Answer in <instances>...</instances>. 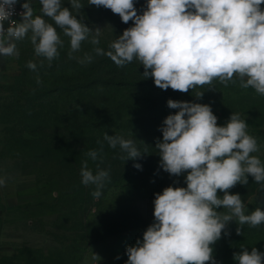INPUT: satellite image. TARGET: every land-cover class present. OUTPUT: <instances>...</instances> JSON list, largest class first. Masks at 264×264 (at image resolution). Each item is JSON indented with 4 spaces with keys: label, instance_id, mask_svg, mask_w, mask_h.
<instances>
[{
    "label": "clouds",
    "instance_id": "obj_1",
    "mask_svg": "<svg viewBox=\"0 0 264 264\" xmlns=\"http://www.w3.org/2000/svg\"><path fill=\"white\" fill-rule=\"evenodd\" d=\"M18 2L0 0V56H19L17 42L30 38L36 55L51 62L65 44L62 32L69 38L70 57L83 42L93 45L91 52L75 57L79 63L107 56L123 67L136 60L144 78H154L162 90L192 89L202 97L205 90L198 87L238 79L242 88L264 96V0H146L142 12L136 0H88L87 5L119 14L124 23L133 21L107 50L100 46L102 30L90 28L79 15L85 6L81 0H69L70 7L64 0H39L40 15H34L32 0H24L20 21L12 19ZM27 66L37 68L33 61ZM168 106L179 110L165 118L155 148L164 171L186 173V186L169 185L155 193L154 222L126 248L125 264H218L214 244L230 235L224 230L231 221L239 225L237 234L245 224H264V208L246 214L241 194L229 191L237 183L248 184L249 175L264 189V162L254 155L260 146L237 112L221 125L210 104L169 99ZM104 140L119 147L126 161L147 153L121 135L105 132ZM102 151L93 149L87 156L95 161ZM133 166L142 170L139 162ZM80 175L83 185L95 186L94 198L101 197L111 179L107 169L94 174L88 160L82 161ZM5 183L0 176V186ZM233 258L237 264H264V251L243 248Z\"/></svg>",
    "mask_w": 264,
    "mask_h": 264
},
{
    "label": "rangeland",
    "instance_id": "obj_2",
    "mask_svg": "<svg viewBox=\"0 0 264 264\" xmlns=\"http://www.w3.org/2000/svg\"><path fill=\"white\" fill-rule=\"evenodd\" d=\"M20 1L21 3L24 2V0ZM64 5L68 6L69 2L64 0ZM32 6L34 15H40L42 5L39 0H32ZM146 6V0H136V7L139 11L142 12ZM79 15L83 16L84 22L90 28L102 30L100 39L102 43L107 45L116 40L126 28L133 24V21L122 22L119 14H115L103 6L92 5L88 12H80ZM78 18L80 17L78 16ZM46 19L52 22L50 18L46 17ZM61 35L62 38L69 41V38L63 36L62 32ZM17 47L19 56H4L0 59V171L10 183L15 185L22 210L7 225L0 254V264H125L128 256H118L125 255L126 248L135 244L139 238H133V236L138 231L121 232V230L126 229L123 223L119 234L109 236L101 242L90 243L87 238L84 240L78 238L77 233H81V231L76 229L85 228L87 222H91L93 217L95 219V217L105 215L107 211L121 203H124L131 211H139L151 218L150 224H152L155 219V197L142 200L134 199L127 189L129 186L127 184V187L125 185L123 189L110 190L98 204L91 207L86 206L84 216L72 217L68 222L60 219V216L64 215L61 209L65 205L64 200L71 198L69 200L80 201L81 196L71 191L75 187H71L72 180L62 173L61 167L57 163L58 160L54 159L49 162L37 147L26 144L28 135L25 131L15 134L23 128L21 125H16L18 111L13 93L14 88L19 86L21 81L22 66L19 58L33 53L38 61L45 59L36 55L30 38L18 41ZM92 48L93 45L89 42H83L82 49ZM124 68L127 72H133L144 77V67L136 60L126 64ZM35 83V81L33 83L26 82L24 88L26 90L31 89ZM213 84L214 87L212 88H208V85L197 88V91L205 90L202 97H196L192 89H189L188 92H179L184 100L210 104L218 117V124H225L233 112L239 113L241 118L248 123V133L257 138L260 146L259 152L254 153V155L259 156L264 162V96L256 93L251 87L242 88L238 79L236 83H229L228 85L219 81H214ZM132 94L135 92L130 87H127L123 92L125 98H129ZM62 97L57 94L52 95V102H55L56 111L48 112L49 115H56L57 108L63 105ZM166 105H168V101L166 104L160 105L159 110L161 112L158 111L157 113L152 108H149V112L144 110L137 112L135 109L125 111V127L122 130L117 129V131L121 132L122 136L133 139L141 151H148L135 160H127L125 166H132L136 162L141 165L145 164L150 160L149 152L152 153L153 158H161L156 152V144L150 149L145 144L146 140L141 136L145 134L146 138H149L150 129L149 125H146L145 128L142 127L141 117L150 114V118L154 119L155 122L149 123L152 126H157L159 120L156 118L158 116L161 117L160 121L164 122L169 115L162 109ZM13 125L16 126V132L15 129L11 131ZM9 129L10 131H8ZM166 173L173 180L170 185L186 186L184 179L186 173L181 176ZM124 180L127 183L129 177H124ZM229 191L241 194L246 206V214L254 211L257 207L264 208V203H262L264 202V189L255 182L251 175H249L248 184L237 183ZM67 192L71 194L61 198L63 193ZM219 194L222 196L223 192H219ZM220 210L227 211L222 206ZM237 227H239L238 223L235 220L231 221L224 230L230 235L223 234L221 239L217 241L216 253L217 256L221 254V258L216 259L218 264H237L233 258L234 253L241 252L243 248H248L251 251L252 247H256L260 251H264V224L256 227L245 224L242 226V234H237ZM130 230H143L144 232L146 228L136 227ZM206 264H210V262H206Z\"/></svg>",
    "mask_w": 264,
    "mask_h": 264
},
{
    "label": "trees",
    "instance_id": "obj_3",
    "mask_svg": "<svg viewBox=\"0 0 264 264\" xmlns=\"http://www.w3.org/2000/svg\"><path fill=\"white\" fill-rule=\"evenodd\" d=\"M81 2L85 5L81 12H88L92 5H87L88 0ZM63 39L65 44L60 49V55L51 62L46 58L44 61H38L33 53L19 58L22 66L21 81L19 86L14 88L13 93L18 111V120L15 124L23 128L17 131L14 124L11 131L15 129V132L17 131L15 134L25 131L28 135L25 143L37 147L49 162L58 160L62 173L72 180L70 185L75 189L71 191L81 197L80 201L69 200L71 198L64 200L65 205L61 208L64 215L60 216V219L68 222L72 217L84 216L86 206L98 204L112 189H123L129 184L127 189L130 195L134 199L142 200L155 197V193L162 192L172 183L173 180L160 166L161 158H153L151 152L148 154L150 160L142 165V170L135 168L134 164L125 166L127 162L123 158L125 154L119 147L111 148L104 140V133L121 135L117 129L122 130L125 127L124 113L127 109L149 112V108H152L157 113L161 112L160 105L166 104L169 98L184 99L179 90L171 88L162 90L155 85L154 78H144L138 76L139 74L127 72L125 66H117L107 56H96L91 63L81 64L75 57L91 52L92 49L81 48L70 57L69 41ZM100 46L108 49V45L102 42ZM29 61L37 64L35 70L27 66ZM29 81L36 83L33 88L26 90L24 85ZM127 87L135 92L129 98L123 95ZM55 94L63 96V105L58 107L56 115L52 116L48 112L56 111L55 102H52V95ZM163 107V112L168 114L179 110L172 109L168 105ZM156 119L159 120L157 126H152L149 122L155 120L150 118V114L141 117L142 127L150 126L149 138H146L145 134L141 135L150 149L157 143V139H162L163 122L160 121V116ZM124 137L128 138V136ZM101 148L103 151L100 152L97 160L93 161L87 156L90 150ZM84 160H88V166L94 174L98 169L110 170L111 179L106 183L99 198H94L92 195L95 190L94 185L85 186L81 183L80 171ZM126 176L129 177L127 183L124 182ZM69 194L71 193H63L61 198ZM150 220L148 216L139 211L133 212L121 203L107 211L105 215L95 219L93 217L85 228L77 227L76 230L81 231L77 236L82 240L89 239L90 243L101 242L109 236L119 234L120 227L124 223L126 229L121 232L138 231L133 238L142 239L143 230L130 229L147 228L151 225ZM216 244L217 242L214 244L213 255L216 259H220L221 254L217 256L216 253ZM122 256L127 254L118 257Z\"/></svg>",
    "mask_w": 264,
    "mask_h": 264
},
{
    "label": "crops",
    "instance_id": "obj_4",
    "mask_svg": "<svg viewBox=\"0 0 264 264\" xmlns=\"http://www.w3.org/2000/svg\"><path fill=\"white\" fill-rule=\"evenodd\" d=\"M3 57L0 56V59ZM0 176H4L1 171ZM21 210L20 197L15 185L6 178L5 185L0 186V254L6 236L7 225L15 219V215Z\"/></svg>",
    "mask_w": 264,
    "mask_h": 264
},
{
    "label": "built area",
    "instance_id": "obj_5",
    "mask_svg": "<svg viewBox=\"0 0 264 264\" xmlns=\"http://www.w3.org/2000/svg\"><path fill=\"white\" fill-rule=\"evenodd\" d=\"M21 5L22 3L19 0V2L15 6V15L12 17V19H15L17 21H20L22 19V17L19 15V13L23 11ZM6 26H7V22H6Z\"/></svg>",
    "mask_w": 264,
    "mask_h": 264
}]
</instances>
